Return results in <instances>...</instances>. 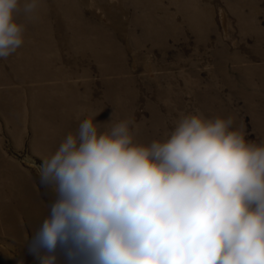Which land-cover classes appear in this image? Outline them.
<instances>
[{
    "label": "rangeland",
    "instance_id": "374dc122",
    "mask_svg": "<svg viewBox=\"0 0 264 264\" xmlns=\"http://www.w3.org/2000/svg\"><path fill=\"white\" fill-rule=\"evenodd\" d=\"M23 3V0H21ZM0 59V264H41L33 240L54 193L38 166L93 115L163 140L199 112L264 143V0H40ZM55 264H74L57 247Z\"/></svg>",
    "mask_w": 264,
    "mask_h": 264
},
{
    "label": "clouds",
    "instance_id": "9594fccd",
    "mask_svg": "<svg viewBox=\"0 0 264 264\" xmlns=\"http://www.w3.org/2000/svg\"><path fill=\"white\" fill-rule=\"evenodd\" d=\"M39 7L0 0V59L23 44L15 16ZM233 122L188 113L143 144L130 120L101 131L86 116L38 166L54 193L33 240L41 264L58 246L74 264H264V143Z\"/></svg>",
    "mask_w": 264,
    "mask_h": 264
}]
</instances>
